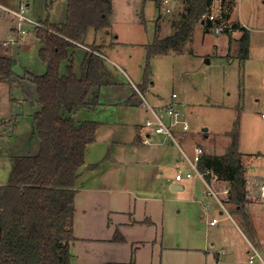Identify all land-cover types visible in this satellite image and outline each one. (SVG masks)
I'll use <instances>...</instances> for the list:
<instances>
[{
	"label": "crops",
	"instance_id": "1",
	"mask_svg": "<svg viewBox=\"0 0 264 264\" xmlns=\"http://www.w3.org/2000/svg\"><path fill=\"white\" fill-rule=\"evenodd\" d=\"M43 1L46 3V0H0V56L12 58L16 75L8 83H0V186L8 182L12 158L33 155L39 150L40 142L35 132L34 114L41 109V105L38 101V93L37 96L35 95L36 85L29 77L24 78L25 75L36 74L24 67H22L23 71L18 72L17 68L22 65L21 51L32 49L40 51L43 47L34 34L36 28L34 25L26 23L20 27L18 20L5 11L6 8L16 10L25 3L27 17L41 25L45 20L50 22L53 19L54 21L50 23L55 25L66 21L68 0L66 8L64 7V11L56 18L52 16L55 10L53 6L51 12L47 13L49 19L42 17L43 11H46V4L43 5ZM110 1L112 3L110 23L107 28L100 29L103 35L98 36L100 30L91 28L94 31L89 36L87 34L84 43L78 44L76 50V55L78 51L82 52V56L84 55L81 71L76 70L79 75L83 72L87 52L92 51L94 46L100 48L99 52H93L105 59L106 68L102 84L94 88L88 97L90 107L82 108L72 115L78 122L100 123L96 142L88 148L86 164L80 170L76 185L78 192L75 199L76 213L73 228L75 240L70 244L72 264L132 262L134 264H264L260 258H256L254 263L249 262L253 253L243 244L244 242L248 244L251 239L242 224V219L234 213L235 206L229 202L231 186L229 180L209 169L216 176L211 184L217 197L203 196L206 204L197 202L199 195H196V200L192 201L193 195L199 194L196 192L197 188L206 189L201 179L194 178L181 183L176 181L178 168L189 167L183 150L173 143H164L160 136L150 134L145 127V121L150 113L144 108L141 98L136 93L137 85L131 80L129 82V74L123 66L128 65L132 58L131 53L140 48L145 50L147 60L148 46L158 37L164 39L178 30L193 0H170L169 12L166 11L163 0H150L154 3L156 15L153 19L155 34L152 41L144 43L135 42L134 37L137 34L135 32H130L128 35L124 29L121 33L111 29L115 17L116 21L134 23L138 31L140 26L145 27L148 20L143 8L147 0L143 1V8L142 0H128L126 9L129 10L122 9L121 12L116 9L118 0ZM211 1V9L219 8L218 17L229 28V32L221 36H224L223 38H218L220 40L218 44L224 46L221 57L227 61V64L238 61L240 66L249 65L248 79H252V83L264 89V73L255 66L258 64L254 59L258 46L262 45V40L256 39V36L259 37L264 33V17L257 12V16L245 18L240 3L236 2L238 0ZM262 2L264 6V0ZM226 3L232 8L231 12L223 11ZM223 12L226 14L224 18ZM160 14L171 16L167 24L171 34L166 37L158 35V26H161ZM19 27L27 33L22 34ZM206 29L208 32L213 31L212 26ZM244 29L250 35V48L248 59L241 60L238 55ZM127 37L131 40H126ZM182 53L190 52L171 47L165 53L153 55L151 59L156 56ZM38 58L45 74L47 64L40 55ZM211 61L207 60V63ZM63 65L62 72L66 73L67 63ZM119 71L126 75L127 82L120 79ZM143 92L150 94L149 86ZM95 93L98 94L99 104L92 106ZM263 94L264 91L259 90L252 92L254 101L257 103L263 101ZM156 99L153 105L164 107L172 97L168 102L166 101V104L163 98L156 97ZM179 103L182 107L183 104ZM129 107H139L143 116L133 119ZM192 108L188 105L186 109ZM97 113L99 115H96ZM203 129L191 125L190 132L191 137L194 136L197 141L200 140L199 132L205 134L202 143H194L204 151L201 160L203 161L206 156H224L230 145L225 148L226 150L219 152L222 145L209 142L210 130L205 132ZM228 133L230 131L225 134ZM146 140L149 142L147 143ZM239 151L245 168L247 211L257 238V245L253 243L250 245L255 247L264 260V200L260 193L264 185V173L261 172L264 168V154L243 152L241 136ZM91 166L97 168L90 170ZM201 166L200 162V168ZM207 179L209 180V177ZM213 197L216 203L211 204ZM212 212L214 218L209 221V226L219 225L220 233H223L220 237L223 240L205 237L201 244H192L186 237L185 242H182V234L178 233L175 227L170 229L168 226L169 217L177 221L181 214H185L193 222L192 230H195L196 224L192 216L198 215L199 219L205 216L208 221ZM215 219L217 222L212 225L211 222ZM118 236L120 238L115 239ZM193 254L199 255L200 259L192 257ZM243 254H248L247 261H242Z\"/></svg>",
	"mask_w": 264,
	"mask_h": 264
},
{
	"label": "trees",
	"instance_id": "2",
	"mask_svg": "<svg viewBox=\"0 0 264 264\" xmlns=\"http://www.w3.org/2000/svg\"><path fill=\"white\" fill-rule=\"evenodd\" d=\"M55 2L46 0L48 12ZM211 5V0H193L178 30L148 46L147 63L153 55L183 45L199 22L203 21L206 28L213 26L207 18ZM111 12L110 0H68L64 23L55 25L45 20L34 31L43 46L39 55L47 64V71L24 78L29 77L37 88L41 109L34 114V127L40 145L36 154L12 158L8 182L0 186V264H72L70 244L75 240L76 185L86 164L88 148L96 142L100 127L99 122H78L72 115L90 107L88 97L102 84L106 68L105 59L95 53L100 48L94 46L87 52L79 75L76 50L91 28L100 30L109 26ZM222 15L226 16L224 12ZM249 48L250 35L245 30L239 59H248ZM64 63L66 73L62 72ZM13 68L12 58L0 56V83L16 77ZM97 104L95 93L92 106ZM240 118L239 114L228 133L231 144L226 154L204 157L201 168L213 169L229 180V202L235 206L234 213L242 219L249 237L256 239L247 211L245 168L239 151ZM96 168L91 166L90 170Z\"/></svg>",
	"mask_w": 264,
	"mask_h": 264
},
{
	"label": "rangeland",
	"instance_id": "3",
	"mask_svg": "<svg viewBox=\"0 0 264 264\" xmlns=\"http://www.w3.org/2000/svg\"><path fill=\"white\" fill-rule=\"evenodd\" d=\"M143 1L146 0L141 1L142 8ZM236 2L240 3L245 18L249 19L251 16H257V12H259L260 16L264 17V6L262 5V0H240V2L238 0ZM44 3L45 1H43V5ZM66 5L67 0H57V2L53 5L55 6V10H53L52 16L54 18L59 16L60 12L64 11V7L66 8ZM126 6H128V0H118L116 9L120 12L123 11L122 9L127 11L129 9H126ZM225 6L223 11L231 12L230 10H232V8H229L227 3ZM143 10L148 22L145 27L140 26L139 31L138 27H136L134 23L116 21V17L113 18L114 22L112 23L113 28L111 27V30H116L118 33H121L122 29H124L128 32V35L130 32H135L137 34L134 39L135 42L138 43L152 41L155 34L153 19L156 16L154 3L147 0ZM38 11L40 12V10ZM46 11H43L42 16L45 19L48 18L47 15L51 12V10L49 12ZM211 11L216 16L220 14V10L217 7H212ZM170 17L171 16L169 14H160L159 19L161 18V20H158L159 24L161 26L163 25V28L158 26L159 36L166 37L171 34L170 27L167 25ZM53 21V19L52 21L50 20V22ZM202 23L203 21L195 25L189 35V39L181 47H176L178 50L181 49L182 51L190 52L192 54L182 53L170 54L167 56H156L152 58L149 63H147L146 52L144 49L140 48L131 53L132 58L128 65H123L129 74V82L131 80L137 85V88L142 92L145 99L152 106H154V101H157L156 97L163 98L165 101L164 104H166L171 99L172 94L177 93L178 101L183 104L182 110L191 125L210 130L211 139L209 142L221 144L222 147L219 152H222L225 148L227 149V147L231 144V137L225 133L233 130L234 123L240 114L239 133L241 136V149L245 153L264 154V100L257 103L254 101L252 95V92H255L256 90L262 92L264 89L263 87L252 83V79H248L249 65L240 66L238 61L232 64H227V61L221 57V53L224 51V46L218 44V41H220L218 38H223L224 36H221L228 33L229 28L224 27V30L220 34H217L213 31L208 32L205 23ZM93 31V29H90L88 36ZM102 35L103 32L100 30L98 36ZM256 39L262 40V45L258 46V52L254 54V59L258 64L255 66L259 67L264 73V33L260 34L259 37L256 36ZM126 40L130 41L131 38L127 37ZM168 50H170V48ZM38 53V49L21 51L20 59L22 61V65H20L21 67L18 66L17 71H23L22 67H24L36 75L43 74L45 70L42 71V65L38 58ZM83 56L81 51L77 52L76 70L78 71H81ZM207 60H210L211 63H207ZM118 70H120V68ZM146 70L149 72V76L147 78ZM118 73L120 79L127 82L125 77L126 75H124L121 71ZM139 83L142 84L139 85ZM147 86L150 88V94L148 92H143ZM33 87L35 90V86ZM35 95L37 96L36 90ZM138 97L142 98L141 96ZM142 101L143 100L141 99V102ZM188 105H191L193 108L186 109L188 108ZM129 108H131L130 112L133 114V119H138L140 115L143 116V112L139 107ZM96 115H99V113ZM199 134V141H197L194 136L191 137V133L182 139V146L191 158L194 154V148L197 146L194 143H202L204 139L205 134L202 132H199ZM176 136L178 137V141H180L179 134ZM182 168L187 169L188 167ZM261 172L264 173V168ZM204 191L205 188H197L196 192L199 194H194L195 196L193 195L192 201H195L196 195H199L200 199L198 198L197 202L206 204L203 200V196H205ZM215 201L216 200L214 198L210 201V203L214 204L216 203ZM192 218L196 224L195 230H192L193 222L191 219H188L185 214H181L180 219L177 221H174L172 217H169L168 219V226L170 229L175 227L178 233L182 234V242H185L186 237L189 238L192 244H201L205 237L213 240H217L218 238L223 240V238L220 237L223 234L220 233V226H209V221L214 218L213 212L209 215L208 221L205 216L204 218L199 219L198 215H194ZM250 239L251 242L248 244L244 242L243 244V246H246L248 250H251L250 243L257 245V238ZM247 256L248 254L241 255L242 261H247ZM192 257L200 259L199 255L196 254H193Z\"/></svg>",
	"mask_w": 264,
	"mask_h": 264
},
{
	"label": "built area",
	"instance_id": "4",
	"mask_svg": "<svg viewBox=\"0 0 264 264\" xmlns=\"http://www.w3.org/2000/svg\"><path fill=\"white\" fill-rule=\"evenodd\" d=\"M170 0H163V5L167 12L170 11L168 7ZM6 14L12 15L15 19L18 20V25H24L26 23H31L36 28L42 27L38 22L31 20L27 17V6L25 3L21 4L20 7L16 10L6 8ZM207 18L213 23L212 30L214 33L220 34L224 27L226 26L220 21V18L216 16L214 13H211L207 16ZM19 27V31L22 34H26L27 31L23 30ZM35 28V29H36ZM136 93L138 96H141L142 103L144 108L150 113V116L145 121V127L150 131V134H154L163 138L164 143H173L182 148L183 154L189 164L187 169L185 168H178L176 174V181L181 183L186 180H191L194 178L201 179L204 184L206 185V189L204 194L207 196H214L217 197V194L211 184V181L214 180L216 177L210 170H202L200 168L201 158L204 154V151L196 146L194 148V154L191 158L188 156V153L183 148V141L182 139L191 132V124L186 117L184 111L182 110L181 104L178 101V95L174 93L172 95L171 101L167 103L164 107H156L149 104V102L145 99L139 89L136 87ZM179 134L180 141H178V137L176 136ZM148 143L149 140H146ZM182 142V143H181ZM209 177V180L207 179ZM261 197L264 200V185L261 187L260 190ZM224 209V206H223ZM217 222V219L211 222L214 225ZM251 252L253 253L250 263H254L256 258H260L261 261L264 262L263 258L259 255L258 251L255 249L254 246H251Z\"/></svg>",
	"mask_w": 264,
	"mask_h": 264
},
{
	"label": "water",
	"instance_id": "5",
	"mask_svg": "<svg viewBox=\"0 0 264 264\" xmlns=\"http://www.w3.org/2000/svg\"><path fill=\"white\" fill-rule=\"evenodd\" d=\"M203 131H205V132H206V131H208V129H207V128H204V129H203Z\"/></svg>",
	"mask_w": 264,
	"mask_h": 264
}]
</instances>
